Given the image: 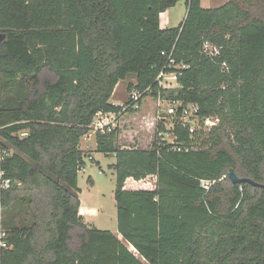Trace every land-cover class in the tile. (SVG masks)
I'll return each instance as SVG.
<instances>
[{"label": "trees", "instance_id": "16d2710c", "mask_svg": "<svg viewBox=\"0 0 264 264\" xmlns=\"http://www.w3.org/2000/svg\"><path fill=\"white\" fill-rule=\"evenodd\" d=\"M179 1L183 22L161 28ZM205 41L217 55L202 52ZM162 70L178 73L176 87L158 83ZM129 75L127 91L143 93L123 110L109 100ZM159 96L195 104L199 127L189 133L178 109L175 141L162 140ZM147 98V146L119 144V122L95 134L96 150L115 157L119 239L78 212L90 155L79 143L96 112L119 121ZM203 118L218 122L206 129ZM0 150H10L0 264H264V187L222 178L233 169L264 183V0H0ZM200 179L216 182L205 191Z\"/></svg>", "mask_w": 264, "mask_h": 264}, {"label": "rangeland", "instance_id": "374dc122", "mask_svg": "<svg viewBox=\"0 0 264 264\" xmlns=\"http://www.w3.org/2000/svg\"><path fill=\"white\" fill-rule=\"evenodd\" d=\"M226 0H201L203 8H215L222 5ZM186 15V5L184 1H179L175 6L169 8L163 16H167L168 21L165 28L176 27L181 24ZM135 76L129 75L120 80L112 93L110 102L112 104L123 103L127 99V85L134 83ZM164 85L169 89L176 87L177 82L170 76L163 79ZM134 113H127L119 119L121 132L119 144H128L135 140V146L145 147L153 137L152 114L153 103L147 98ZM168 103L163 100L160 105V114L166 119H171L168 110ZM168 125V123H167ZM125 144V145H126ZM81 150L89 152L93 160L88 156L84 157V166L78 171L77 186L79 189V201L87 209L86 216L91 224L97 229L117 232L116 204L114 200L115 174L111 164L115 162L113 154L99 152L95 148L94 134L88 140L81 139L79 143ZM235 172V171H234Z\"/></svg>", "mask_w": 264, "mask_h": 264}, {"label": "built area", "instance_id": "2783aa9c", "mask_svg": "<svg viewBox=\"0 0 264 264\" xmlns=\"http://www.w3.org/2000/svg\"><path fill=\"white\" fill-rule=\"evenodd\" d=\"M219 47L209 43L208 41H205L202 46V52L205 53L207 56H215L218 54ZM169 66H173L176 69L179 68H184L185 65H175L173 60H170ZM177 72H170L166 73L163 70L158 74L156 80L158 83L163 86L167 87V85H164L163 79L168 78V76L172 77L176 81V76ZM143 92L137 90V89H132L130 92L127 94V100H131L132 102L128 105V107H131L133 109L137 108L138 106V98L141 96ZM163 100H166L169 107H168V112L169 115L171 116V119L174 117V115L177 113L178 109H180V114H179V121L181 125L188 130L189 133H193L198 127L199 123L201 121L199 115H198V108L195 104H183L181 101L177 100H168V99H163L160 96L157 98V104H158V119L164 120V124L166 126V131L161 132L160 136L162 137V140H164L167 143H173L176 139V137L172 134V132L169 130L173 126V122L171 119H166L160 114V105ZM125 101V102H126ZM119 103V104H114V105H119L122 106V109L125 110L127 109V105L125 106L124 103ZM218 122L217 118H203L202 123L203 126L206 129H209L210 127L216 125ZM168 123V125H167ZM118 125V114L115 113L114 111H98L96 114L93 116V119L89 125V130L86 134L82 136L83 140H88L92 134L96 133H106L111 130H114L117 128ZM176 150H180L179 147L174 148ZM10 155V150H0V160H3L5 157ZM89 159L93 160V157L91 155L88 156ZM3 172L0 171V178L2 176ZM225 176H222V178ZM215 180H209V179H200V186L205 190L208 191L210 186L215 183ZM2 187H6L8 185V180H1ZM5 232L0 231V248H8L9 245L7 242L4 240L5 237ZM131 250L135 251V249L131 246Z\"/></svg>", "mask_w": 264, "mask_h": 264}, {"label": "crops", "instance_id": "0c3cea01", "mask_svg": "<svg viewBox=\"0 0 264 264\" xmlns=\"http://www.w3.org/2000/svg\"><path fill=\"white\" fill-rule=\"evenodd\" d=\"M167 10L162 12V13H160V15H159V25H160L161 28H165L166 27L168 18H167V16H163V15L167 12ZM78 212L82 216L83 221L85 223L94 226L93 224H91L90 219L86 216L87 209L82 206L81 200H80V205H79ZM113 234L116 235L119 239H121V235L118 233V230H117V232H113ZM127 246L131 250V246L129 244H127Z\"/></svg>", "mask_w": 264, "mask_h": 264}, {"label": "water", "instance_id": "95a60500", "mask_svg": "<svg viewBox=\"0 0 264 264\" xmlns=\"http://www.w3.org/2000/svg\"><path fill=\"white\" fill-rule=\"evenodd\" d=\"M225 177L229 178L233 184L247 182L252 186L264 187V183L256 182L248 177H238L233 169H229L226 172Z\"/></svg>", "mask_w": 264, "mask_h": 264}]
</instances>
